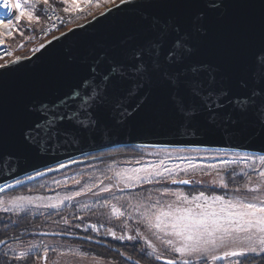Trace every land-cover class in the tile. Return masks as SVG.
Returning <instances> with one entry per match:
<instances>
[{
  "label": "snow or ice",
  "instance_id": "1",
  "mask_svg": "<svg viewBox=\"0 0 264 264\" xmlns=\"http://www.w3.org/2000/svg\"><path fill=\"white\" fill-rule=\"evenodd\" d=\"M41 2L48 5L49 0H23L24 7L22 0H0V10L9 23L12 22L13 5L19 13L15 17L17 22L22 18L29 22L39 21L40 15L35 13ZM64 2L69 4V0ZM82 2L89 5L93 0H70V6L64 11L79 10ZM101 2L114 4L115 0H94L96 7ZM130 3L132 0H120V4ZM161 6L170 9L174 19L153 17L148 21L146 39L135 43L119 59L97 61L90 67L88 75L68 93L35 109L39 119L31 123L23 135L26 146L36 147L41 152H55L61 147L78 145L103 135L143 108L145 90L149 86L159 87L166 93L170 114L184 135L217 130L242 134L243 126L252 120L264 129V0L259 5L258 46L253 41L251 18L244 11L255 5L249 0H241L236 5L241 11L230 20L221 37L219 51L223 70L193 56L201 38L207 36L212 27L211 15L205 9L216 12L224 7L223 0H162ZM193 8L199 11L194 12ZM43 47L41 44L33 51L38 52ZM20 59L16 57L12 63ZM6 67L7 64L0 63V68ZM152 155L157 160L140 167L117 170L109 166L111 175L102 172L103 180L94 173L88 174V180L84 182L73 178L78 187L63 196L16 195L10 199L0 196V211L19 215L26 214L32 207L60 209L66 201L73 202L91 194L94 202L81 204V210L92 209L93 214L100 212L108 216L107 222H111V216L121 219L120 234L113 227L106 228L104 234L117 241L131 242L121 245L125 251L112 245L106 248L105 251L111 252L119 264H156L168 253L171 255L165 264H264V153L249 154L220 148L215 156L209 157L212 160L222 157L218 164H197L193 163L194 157L177 156L176 159L187 161L183 166L179 163L169 166L164 158H160L159 152ZM11 159L10 155L0 156V160L9 163ZM241 163L243 168L237 173L233 166L239 167ZM66 167L65 163L57 165V169ZM15 170L13 167L12 171ZM46 170L56 169L49 167ZM213 173L211 181L202 179ZM181 174L186 178H181ZM42 175L43 172H35V176ZM197 176L201 178L197 179ZM33 179V175L24 176V180ZM24 180L15 179L14 184L23 185ZM241 180L244 182L240 183ZM169 184L191 185V188L173 189L168 187ZM145 185L159 186L145 188ZM12 187L5 183L0 187V193ZM62 221L67 227L55 235H72V227H81V224H70L63 217ZM86 227L96 231L97 225L93 223ZM11 239L19 241L20 237ZM156 242L161 245L160 249ZM4 243L0 239V244ZM49 252L55 253L56 247L29 243L11 259L17 264H27V260L35 256L38 262L42 260L47 264ZM3 256L0 264H8L7 252Z\"/></svg>",
  "mask_w": 264,
  "mask_h": 264
},
{
  "label": "water",
  "instance_id": "2",
  "mask_svg": "<svg viewBox=\"0 0 264 264\" xmlns=\"http://www.w3.org/2000/svg\"><path fill=\"white\" fill-rule=\"evenodd\" d=\"M162 0H132L130 4L115 5L105 9L104 15H96L90 20L74 26L51 39L37 53L12 62L0 68V156L10 155L11 162L0 160V187L12 184L3 193L14 191L26 184L59 172V163L66 168L79 163L86 156L100 154L119 148H170V149H235L249 154L264 153V129L252 120L244 125L243 133L233 135L222 130L209 133L198 131L195 135L182 134L177 122L171 116L166 93L159 87L145 90L146 102L141 110L124 124L111 128L87 139L78 145H69L55 152H41L36 147L26 146L23 135L28 126L39 119L35 111L41 104H51L88 75L89 69L97 61L119 59L135 43L147 38L148 21L153 17L161 20L173 18L170 9L161 6ZM224 7L216 12L205 9L212 18V27L207 36L202 37L193 56L198 61L219 67L224 64L220 56L223 30L230 20L241 11L236 5L241 0H223ZM255 7L244 11L252 21L254 44L260 41V3L249 0ZM111 9L109 12L108 10ZM194 12L199 11L193 8ZM83 27H80V26ZM255 50V49H253ZM134 103V101H133ZM76 161V163H70ZM15 167V171L12 168ZM56 169L47 171V168ZM43 172L35 176V172ZM25 175H33V180H24ZM15 179L24 180L23 185H15ZM189 187L191 185H172ZM2 194V193H0ZM38 236L53 237L54 234L40 233ZM8 243L0 244V249ZM164 264V259L161 260ZM41 264H45L41 261ZM47 264H49L47 262Z\"/></svg>",
  "mask_w": 264,
  "mask_h": 264
},
{
  "label": "rangeland",
  "instance_id": "3",
  "mask_svg": "<svg viewBox=\"0 0 264 264\" xmlns=\"http://www.w3.org/2000/svg\"><path fill=\"white\" fill-rule=\"evenodd\" d=\"M107 3L101 2L99 7L95 6L94 0L89 5L83 13L80 15V20L81 23H84L94 16L102 13L106 8ZM85 4L82 2L81 7L84 6ZM70 6V0L69 4H65L64 0H49L48 5H44L42 2L37 5L36 9V15H40V20L36 21L33 20L29 22L26 18H22L20 21L21 25L19 27V32L22 40L15 44V47L19 45L24 38V35L27 33L29 29L32 28H37L42 23L43 20V15L45 12V9H56L59 12H61L63 15L67 14H72L75 11H68L65 12L64 9L65 7ZM22 7L23 5V0H22ZM77 11V10H76ZM23 33V34H21ZM16 40V39H15ZM161 149L167 150L166 152L160 151ZM176 149H170V148H133L129 152H123L124 155H120L116 158L110 159V160H96V161H91L89 163H81L80 165H75L72 167L65 168L62 171H59L57 174H53L51 176H47L42 179H38L34 181L31 185L29 184L28 187H24L22 189H16L11 192L7 193H2L0 196H3L5 199H10L13 196L16 195H28V196H42V197H53L55 198L58 194L60 196L65 195L67 192L71 190H76L78 186L74 185V179L76 180H81L82 182L88 180V174L94 173L96 177H99L100 180L104 179V176L102 175V172L107 173V175H111V172L108 171L109 166L112 168H115L117 170L119 169H125V168H134V167H140L146 164H149L153 161L157 160V157L155 155H152L154 152H159L160 158H164L166 160V163L169 164V166L172 163H179L182 166L187 163L186 160H178L176 159L177 156H191L194 157L193 163L197 164H207V163H219V160L222 159V157H218L215 160L209 159V157L215 156L217 150H203V149H186V151L182 152H177L175 151ZM137 161L141 163H137ZM235 167L237 173L240 172L241 168H243V163L239 167ZM214 173L211 175H206L203 176L202 179L205 181H211L214 178ZM181 178H186L181 174ZM197 179H200L201 177L197 176ZM56 181H60L61 183L57 184ZM99 182V181H97ZM108 181L105 180V183ZM244 181L241 180L240 183H243ZM159 185H145V188H151V187H156ZM234 186V185H233ZM168 187H171L173 189H180V190H188L191 188L189 187H176V186H171L168 185ZM137 189H133V191H136ZM217 192H220V189L216 190ZM94 197L91 196V194H88L86 196H81L76 198L75 201L73 202H64V204L61 206L60 209H46L44 207H32L29 212L26 214H13L10 212H4L0 211V220L2 221H10L12 216L18 217L20 215H28V216H34L38 217L41 221V230H52L53 227L57 229V226L61 224L62 218L58 219L59 216L57 215L65 206H71L76 212L79 214L81 213H88L90 214L92 209H83L81 210L80 205L81 204H91L94 202ZM52 202H55L53 200ZM37 203H42V202H37ZM75 205V207L73 206ZM108 214L110 215L111 210H107ZM51 214H54L53 218L48 217L52 216ZM4 215V217H2ZM94 215V214H93ZM4 218V219H3ZM112 220L114 221V226L116 230L120 231V228L118 227L121 223L122 220L118 219L115 216H111ZM50 221V222H48ZM55 221V222H54ZM130 226L134 227L132 225L131 221H128ZM129 234H134L131 231H129ZM29 243H36V244H52L53 246L56 247V252L52 253L49 252V259L48 263L52 264V261H57V264H118V262H115L110 259H105L98 254H96L93 250L90 248L82 247L78 244H74L70 241H67L65 239H55L53 237H43V236H35L34 238L27 239V240H22V241H14L10 242L7 245H4L0 249V261L3 260L4 256L3 254L7 252V258L8 261H12L15 263L13 258L14 256H17L24 250V248L29 244ZM157 248L160 249L161 245L156 242ZM11 246V247H9ZM150 251V250H149ZM40 253L43 255V247L40 248ZM80 253H86V255L81 256ZM170 253L162 255L161 258L166 260L167 258H170ZM33 258H36L33 256ZM32 259V258H29ZM27 261H30V260ZM42 261V260H41ZM41 261H36L37 264H41ZM220 264H223V262H220Z\"/></svg>",
  "mask_w": 264,
  "mask_h": 264
},
{
  "label": "trees",
  "instance_id": "4",
  "mask_svg": "<svg viewBox=\"0 0 264 264\" xmlns=\"http://www.w3.org/2000/svg\"><path fill=\"white\" fill-rule=\"evenodd\" d=\"M61 13V12H60ZM21 25H19L20 27ZM16 39V40H15ZM22 40L21 37H18V35H15L14 38L11 40V45L15 46L18 42ZM133 148L132 147H127V148H119L115 150H110L106 151L100 154L92 155L90 157H97L96 159L92 158H83L79 160V163L75 165H80L81 163H89L91 161H98V160H110L113 158H116L120 155H124L123 152H129ZM74 165V166H75ZM72 167V166H71ZM64 170V169H63ZM62 171V170H61ZM58 172L52 173L48 176L55 175ZM47 177V176H46ZM45 178V177H43ZM42 179V178H41ZM33 182L29 183L30 185ZM29 184H26L18 189H22L24 187H28ZM92 211L90 214L88 213H78L76 212L71 206H65L57 215L59 216L58 219L66 218L69 220L70 224L75 225V224H81L80 228H75L72 227L70 231L74 234L69 235L67 241H70L74 244H78L82 247L90 248L93 250L98 256L105 258V259H110L115 262H118L119 260H114L113 259V254L111 252H106V247L108 245H112L115 247H119L120 251H125V248L122 247L121 245L124 244H130L131 242H121L114 240L111 236L105 235V229L108 227H113L114 231H117V234H120V231L116 230L114 226V221L111 218V222L108 221V216L101 214L100 212H96V214L93 215ZM52 219H55L56 217L53 216L54 214H51ZM4 217V215H2ZM55 217V218H53ZM75 217H80L82 219H76ZM4 219V218H3ZM10 221H2L0 220V239H3L4 241L7 240L8 242H14L16 240L11 239V237L14 236H19L20 240H27L34 238L35 236L37 237L38 234L40 233H50L54 234L53 237H64V235H55V233L62 232L67 226L63 224V221L59 226H57V229L55 227L52 228V230H46L44 232L41 230V221L38 219V217L34 216H28V215H20L18 217L12 216ZM50 222V221H48ZM95 223L97 225L96 231H92L91 228L86 227L87 225ZM91 237L90 239H84V237ZM99 247H103L105 249H100ZM163 258H161L162 260ZM156 262V264H164L162 261ZM2 261V260H1Z\"/></svg>",
  "mask_w": 264,
  "mask_h": 264
},
{
  "label": "built area",
  "instance_id": "5",
  "mask_svg": "<svg viewBox=\"0 0 264 264\" xmlns=\"http://www.w3.org/2000/svg\"><path fill=\"white\" fill-rule=\"evenodd\" d=\"M119 2L120 0H115L114 4L107 3L106 8L114 6ZM89 5H91V3ZM89 5H84L74 13L67 15H63L58 10L53 8L47 9L44 12L42 23L37 26V28L29 29L24 35L23 41L16 47L11 45V40L15 35L20 36V32L17 31V28H19L21 20L19 22L15 20V17L19 15V13L15 11L11 16L12 22L9 23V20L5 18L4 15H2V12H0V33L4 34L0 36V39L3 40V43L0 44V57H3V59H0V63L8 65L16 57H30L33 54L37 53L34 52L33 49L39 48L41 44L45 45L53 37L67 31L68 29L82 24L80 15ZM53 10H55V14H53ZM56 17H59V19H56ZM1 23H5L8 26H5L6 28H3L4 26H2ZM8 32H11L12 35L8 36ZM41 49L42 48H40V50ZM8 52H11L12 54L7 55Z\"/></svg>",
  "mask_w": 264,
  "mask_h": 264
},
{
  "label": "flooded vegetation",
  "instance_id": "6",
  "mask_svg": "<svg viewBox=\"0 0 264 264\" xmlns=\"http://www.w3.org/2000/svg\"><path fill=\"white\" fill-rule=\"evenodd\" d=\"M69 235H64V237H53V238H55V239H59V240H61V239H67V240H70V239H68V238H66V237H68ZM8 243H10V242H8ZM7 243V244H8ZM6 244V245H7ZM108 247V246H107ZM106 247V248H107ZM100 249H105V248H103V247H99ZM30 261H27V264H37V258H33L32 257V259H29ZM8 264H17V262H15V263H13L12 261H8Z\"/></svg>",
  "mask_w": 264,
  "mask_h": 264
},
{
  "label": "bare ground",
  "instance_id": "7",
  "mask_svg": "<svg viewBox=\"0 0 264 264\" xmlns=\"http://www.w3.org/2000/svg\"><path fill=\"white\" fill-rule=\"evenodd\" d=\"M16 10H15V7H14V5H13V11H12V14L15 12ZM0 12H2V15H4V13H3V11L1 10ZM12 14H11V16H12ZM5 16V15H4ZM1 25L2 26H4L3 28H6L8 25H6L5 23H1ZM6 26V27H5ZM5 30H7V29H5Z\"/></svg>",
  "mask_w": 264,
  "mask_h": 264
}]
</instances>
